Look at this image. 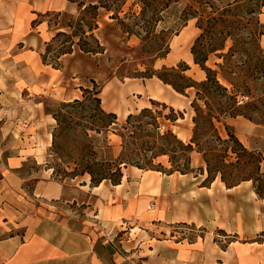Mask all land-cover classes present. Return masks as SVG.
I'll return each instance as SVG.
<instances>
[{
	"label": "trees",
	"instance_id": "obj_1",
	"mask_svg": "<svg viewBox=\"0 0 264 264\" xmlns=\"http://www.w3.org/2000/svg\"><path fill=\"white\" fill-rule=\"evenodd\" d=\"M65 1L75 6V14L54 12L56 33L40 56L43 64L48 58L55 64L60 57L74 53L102 55L105 39L101 34L117 32L116 37L124 45L131 37L139 41L138 51L149 66L144 73H137L140 78L155 75L177 94L185 95L186 90H193L194 98L190 104L193 127L188 142L177 138L169 128L161 131L164 128L159 122L161 112L149 108L129 114L124 124L118 126L116 115L101 107L100 89L93 82L92 90L80 88L79 99L58 103L54 111L46 108L45 113L55 122L51 153L54 161L63 167L60 168L63 176L75 179L87 174L90 187L103 182L117 186L127 167L164 174L162 165L155 164L162 157L168 159V175H188L193 173L191 156L196 153L205 166L204 182L210 185L219 178L228 190L250 182L256 197L264 200L263 154L248 150L225 123L228 119L242 118L264 127V82L256 102L245 103L241 99L249 100L254 85L264 81V50L255 47L259 36L264 35L258 30L262 25L259 15L264 0ZM50 13L53 12L45 14ZM104 16L112 23H105L104 31H100L99 19ZM190 21H195L200 31L190 53L193 64L204 73L201 82L185 76L189 68L184 64L177 70L162 68L157 72L152 69L154 61L163 60L169 54L171 36ZM239 26H243L246 35L242 48L231 47L224 53L226 39H234L232 33ZM210 55L221 60L214 63L216 69L207 66ZM167 71L184 83L178 85L169 81L163 75ZM161 107L166 109L164 104ZM169 110L170 114L163 119L173 123L181 113ZM218 124L224 127V138L218 134ZM110 134L121 141L118 154L110 144Z\"/></svg>",
	"mask_w": 264,
	"mask_h": 264
},
{
	"label": "rangeland",
	"instance_id": "obj_2",
	"mask_svg": "<svg viewBox=\"0 0 264 264\" xmlns=\"http://www.w3.org/2000/svg\"><path fill=\"white\" fill-rule=\"evenodd\" d=\"M87 1L85 0L86 3ZM129 3L125 6V11ZM52 12L47 14L48 16L43 13L41 16L32 17L33 20L45 22L47 25L38 32L43 40L37 49L29 46V34L21 36L22 42H25L22 45L25 47L24 50L19 52V44L14 42L6 52L5 61L0 62V77L4 79L0 81V132H6L5 127L10 130L5 139L8 155L15 154V149H12L11 145L13 139L11 132L18 136L22 126L33 123L29 127L31 132L41 131V141L45 142L46 135H51L55 127V123H52L48 132L44 130L46 120L51 117L45 113V109L54 111L58 103L79 99L80 88L92 90V82L100 89L101 107L106 112H113L116 115L118 126L124 124L129 114H137L141 109L149 108L153 112H161L159 122L164 127L161 131L169 128L183 142L190 140L193 127V110L190 107L194 98L193 90H186L185 95H181L155 75L149 79L140 78L137 73H144L149 66L138 51L139 41L131 37L124 45L116 37L119 35L117 32L108 35V31L103 30L105 23H112L107 16L99 19L100 31H104L101 37L105 39L103 43L105 52L102 55L86 56L74 53L60 57L55 64L50 58L43 64L40 56L44 55L46 43H49L56 33L54 12L75 14V6L65 3L64 0H54ZM31 27L36 29L34 24L29 23L28 32ZM236 28L238 30L232 33L235 34L234 39L227 38L225 41L224 53L231 47H237L238 50L242 48L246 35L243 26ZM258 30L264 33V25ZM199 34L195 21L188 22L184 28L177 31V34L171 36L169 54L163 60L154 61L152 69L157 72L162 68L177 70L184 64L189 68L184 73L185 76L194 82L203 81L204 75L199 72V68L190 64L193 63L190 50ZM172 42L175 44L171 45ZM255 47L262 50L258 41L255 42ZM214 63H221V60L210 55L207 66L216 69ZM163 75L178 85L184 83L169 71ZM263 82L254 85L249 100L246 97L241 99L245 103L256 102ZM223 83L228 87L225 82ZM155 88L164 93L165 100L152 99V90ZM161 104H164L166 109H163ZM169 108L181 113L173 123L163 119L170 114ZM36 110L43 120L36 119ZM227 121L226 125L232 128L235 136L248 150L259 151L264 155V127L250 133L242 126L247 125L242 119L233 123ZM14 125L18 127L15 128ZM217 131L222 138L225 137L226 133L221 124L217 125ZM34 139L36 142L39 140L36 135ZM109 140L115 154H118L120 139L110 134ZM45 155L43 165H37L33 158L26 157L17 170L22 176L29 177L25 183L28 192L39 177H46L48 181L64 187L73 184L74 179L63 176L60 171L63 167L54 161L51 145ZM157 163L162 165L164 174H154L147 179L137 173L131 174L130 169L123 171V176L132 184L133 194L138 195L139 201L145 204L139 213L140 222L146 224L149 230L156 234L155 239L181 245L178 252H168L172 257L170 264H264V200L256 197L250 182L241 183L232 191H226L216 183L210 186L204 182L206 178L204 163L201 157L194 154L191 156L193 173L187 177H180L179 173L169 177L166 173L170 169L167 157L159 158L155 164ZM103 183L106 187L110 185ZM67 197L79 200L82 198L81 195L72 192H67ZM151 206L153 208L149 209ZM186 212L188 216L184 217ZM170 214L171 219L168 217ZM170 220L173 222L169 223ZM139 230L136 229L134 232L141 234ZM123 235L124 233L118 235L120 241L123 239L121 237H125ZM117 247L122 256L126 255L121 245ZM137 250L136 248L135 251ZM140 250L146 253L145 247H140ZM138 257L142 258V255H133V260H140Z\"/></svg>",
	"mask_w": 264,
	"mask_h": 264
},
{
	"label": "crops",
	"instance_id": "obj_3",
	"mask_svg": "<svg viewBox=\"0 0 264 264\" xmlns=\"http://www.w3.org/2000/svg\"><path fill=\"white\" fill-rule=\"evenodd\" d=\"M52 11H54V0H0V62L5 61L6 52L12 43L19 44V52L24 50L25 47L22 45L25 42H22L21 36L29 34V46L37 49L43 40L38 32L47 25L45 22L36 21L34 23L36 29L31 27L29 32L28 25L35 21L32 17ZM261 11L259 21L264 25V2ZM46 30L48 32V28ZM259 46L264 50V35L259 39ZM1 80L4 79L0 77ZM35 117L43 120L37 110ZM238 119L242 118L228 119L227 123H233ZM242 120L247 123L242 126L250 133L256 131L255 129H261ZM52 123H55L52 117L46 120L44 124L46 132ZM31 125L33 123L22 126L18 136L11 132L14 156L6 153L5 139L10 134V130L5 127L6 132H0V264H138L139 261L141 264L161 262L170 264L172 262L168 252H178L181 245L155 239L156 234L149 230L146 224L140 222L139 213L145 204L139 201L138 195L133 194L134 188L127 182L125 176L119 185H109V187L104 183L90 187V178L87 174L75 178L73 184L68 187L50 182L46 177H39L31 191H26L25 183L29 177L22 176L17 170L26 157L33 158L37 165H43L46 160L45 152L49 148L42 149L41 131L31 132L29 128ZM34 135L38 136L37 142ZM40 148L42 150L38 154ZM193 154L200 157L196 153ZM262 166L264 167V155ZM130 169L131 174H139L140 177L147 179L159 174L133 167H127L123 171ZM215 183L226 191H232L240 186L228 190L219 178H216L211 185ZM67 192L81 195L82 198L79 200L67 197ZM187 216L186 212L184 217ZM168 217L171 219V214ZM136 229L141 234L135 233ZM122 233L125 237H121L123 239L120 241L118 235ZM118 245H121L126 255L122 256ZM140 247H145L146 253L144 250L141 251ZM138 254H141L142 258L138 257L140 260L134 261L133 255Z\"/></svg>",
	"mask_w": 264,
	"mask_h": 264
},
{
	"label": "bare ground",
	"instance_id": "obj_4",
	"mask_svg": "<svg viewBox=\"0 0 264 264\" xmlns=\"http://www.w3.org/2000/svg\"><path fill=\"white\" fill-rule=\"evenodd\" d=\"M175 38V37H174ZM175 43L174 42H172L171 43V45H174ZM171 45H170V48H171ZM189 62H191L190 61V58H189ZM193 67H197V66H195L193 63H190ZM202 75H204V73L202 72V71H199ZM174 92V91H173ZM175 93V92H174ZM176 94V93H175ZM164 93L160 90V89H158V88H155V89H153L152 90V99H156V100H163L164 99ZM165 100V99H164ZM47 136V139H46V141L45 142H43L42 144H41V147H42V149L43 148H45V147H49L50 145H51V135L50 134H47L46 135ZM41 148L40 149H38V154H40L41 153V150H42ZM180 176H182V175H180Z\"/></svg>",
	"mask_w": 264,
	"mask_h": 264
},
{
	"label": "built area",
	"instance_id": "obj_5",
	"mask_svg": "<svg viewBox=\"0 0 264 264\" xmlns=\"http://www.w3.org/2000/svg\"><path fill=\"white\" fill-rule=\"evenodd\" d=\"M153 207L151 206L149 209H152Z\"/></svg>",
	"mask_w": 264,
	"mask_h": 264
}]
</instances>
